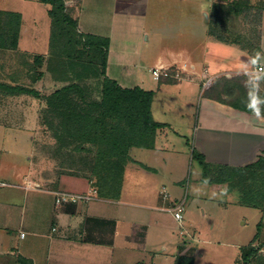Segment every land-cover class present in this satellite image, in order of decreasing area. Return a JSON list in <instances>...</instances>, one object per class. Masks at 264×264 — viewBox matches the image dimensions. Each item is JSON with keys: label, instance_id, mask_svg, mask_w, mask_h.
I'll return each mask as SVG.
<instances>
[{"label": "crops", "instance_id": "0c3cea01", "mask_svg": "<svg viewBox=\"0 0 264 264\" xmlns=\"http://www.w3.org/2000/svg\"><path fill=\"white\" fill-rule=\"evenodd\" d=\"M161 1L114 0L115 19L127 22L130 13L146 35L129 48H122L124 42H116L112 31L84 30L81 2L76 6L80 31L110 38L108 76L124 87L154 90L152 115L164 126L157 130L153 147L130 148L117 197L101 196L94 177L58 172L54 163L35 158V132L30 153L21 164H13L9 174H4L0 159V178L8 182L0 187V264H177L181 256H191L193 264H242L248 248L256 249L248 264H264V204L245 202L239 188H230L228 181L205 180L203 166L194 157V152L200 153L212 166H263L264 11L254 47L210 33L211 7L219 0L192 7L188 15L161 27L166 39H176L177 32L181 39L175 42L180 44H149L150 29L144 23L149 14L152 23L160 24ZM20 43L21 31L19 48L36 52ZM259 66L262 71H256ZM155 67L180 70L182 77L156 79ZM145 70L149 79L137 73ZM252 74L258 81L249 80ZM210 77L212 84L205 87ZM189 137L196 165L184 218H174V228L166 216L169 211L161 209V189L167 186L175 200L186 196L184 177L172 175L175 165L177 173L186 167ZM59 190L93 197L58 204ZM233 206L240 218L256 217L257 228L249 240L232 230Z\"/></svg>", "mask_w": 264, "mask_h": 264}, {"label": "trees", "instance_id": "16d2710c", "mask_svg": "<svg viewBox=\"0 0 264 264\" xmlns=\"http://www.w3.org/2000/svg\"><path fill=\"white\" fill-rule=\"evenodd\" d=\"M40 1L50 5L48 71L55 81L62 82L61 86L43 97L46 100L43 124L52 129V136L61 142V146L74 144V150L78 152L77 156L73 150L66 153L71 161L58 165L59 172L94 177L101 196L117 197L125 165L130 160V148L153 147L157 130L164 126L152 115L154 90L141 86L124 87L109 77L106 68L110 38L78 32V19L71 12L74 6L66 4V0ZM227 7L236 13L246 12L249 17L253 4L252 0H219L214 4L213 18ZM263 11L264 0H260L253 13L258 24ZM21 22L20 12L0 9V50L19 49ZM210 33L222 41L237 42L215 29L213 20ZM60 37L62 50L57 52L55 45ZM33 55L38 64L45 61L46 54ZM43 76L44 72H38L31 76V80L36 82ZM10 77L12 81H0L1 89L10 94L29 93L41 98L39 89L17 82L13 74ZM90 81H96L99 87L97 97L91 95ZM56 154L60 155L61 149ZM194 157L203 166L205 180L228 181L230 188H239L245 202L264 204L263 190H260V200L253 197L254 188L264 187V170H256L253 164L212 166L202 154L194 152ZM253 181L256 182L251 183ZM255 253L254 248L244 251L242 264H248ZM177 264H193V258L181 256Z\"/></svg>", "mask_w": 264, "mask_h": 264}, {"label": "rangeland", "instance_id": "374dc122", "mask_svg": "<svg viewBox=\"0 0 264 264\" xmlns=\"http://www.w3.org/2000/svg\"><path fill=\"white\" fill-rule=\"evenodd\" d=\"M210 0H162L159 5L162 8V12L159 14L158 21L160 24L152 23L147 21L144 23L145 26L148 25L150 40L155 43H166L170 46L178 45L179 42H175L177 39H181L177 32L175 37L172 39L170 36L167 38L166 32H161V27L164 28V24L170 21H178L184 15H188L187 10L192 7L201 8L206 6ZM260 0H252L253 8L251 9L252 14L249 17L244 13H236L227 7L220 13L216 14L213 18V8L211 7V16L213 20V25L222 34L229 37L231 40L240 42L242 45L247 47H254L258 42L259 36V24L255 19L253 14L257 8V4ZM83 7L82 17V28L94 29L99 31H112L117 37V41L121 39L122 48L130 47L134 45V42H140L145 40L146 35L143 34L141 29V24L138 25L135 18H132L130 13L126 15L127 22H118L115 19L114 13V0H67V4H72L71 12L75 16V7L80 4ZM155 2V1H154ZM48 5V7H47ZM43 4L40 0H0V9H7L18 11L22 15L21 22V43L22 48L36 51L32 54L24 52L22 49L18 48L16 50H0V81H12L11 74L17 77V82L34 86L39 89L41 93V98L34 96L29 93H19L10 94L7 91L0 88V159L2 160V165L4 166V174H9L8 169L13 167V164H21L24 162V156L26 153H30L32 149V136L36 135V155L35 158H42L45 161H50L54 163L57 167L55 170L59 172V166L62 162H70L71 158L68 154L69 151L73 150V154L77 156V151L74 150L73 145L68 147L61 146L56 138L52 136V129L48 128L47 125L43 124V119L46 117L45 107L46 100L43 98L50 92L62 85V82L55 81L48 71V58L50 52V32H51V18L48 14L49 4ZM74 8V10H73ZM151 14V13H150ZM205 16V12H203ZM159 27L158 34L154 32L153 26ZM118 25V26H117ZM179 23H174L173 26L177 27ZM77 31L81 32L79 26ZM157 32V30H155ZM147 34V33H146ZM172 34V33H171ZM173 35V34H172ZM180 41V40H179ZM62 38L58 39V44L55 45V51L62 50ZM46 52L45 61L42 64L35 62L34 53ZM38 72H44V76L32 82L31 76ZM140 76L149 79L151 75L148 70L144 72H137ZM174 78V77H173ZM250 81H258L256 74L248 77ZM156 82V81H155ZM158 84V82H157ZM89 90L92 92L93 97L99 95V87L96 81L89 82ZM187 146L184 147V153L187 157L186 167L182 173L178 171L177 165H175L173 177H184L182 184L183 194L188 197L191 192V180L194 176L193 166L196 163L193 161L192 157V137ZM180 147L179 142H174ZM61 149V154L57 155L56 152ZM75 151V152H74ZM77 152V153H76ZM86 154V153H84ZM139 156V153H136ZM258 168V169H257ZM256 170H264L263 166L257 167ZM46 171L45 169H43ZM47 172V171H46ZM180 173V174H179ZM47 174V173H46ZM253 181L251 183H254ZM258 183V182H257ZM257 186V185H256ZM262 185L254 188L253 197L255 200H260L262 193L260 190L264 191ZM167 187V186H166ZM186 207V204H185ZM237 206L231 208V215L229 222L231 223L232 230L241 240H249L256 231V217L253 214H249L248 218H240L236 215L234 209ZM169 213V212H168ZM169 225L177 226V222L174 216H169ZM171 214V213H170ZM173 215V214H172ZM184 215V212H183ZM206 236V234H205ZM201 238H203L201 236ZM245 243V242H243ZM207 243H199L200 247L207 246Z\"/></svg>", "mask_w": 264, "mask_h": 264}, {"label": "built area", "instance_id": "2783aa9c", "mask_svg": "<svg viewBox=\"0 0 264 264\" xmlns=\"http://www.w3.org/2000/svg\"><path fill=\"white\" fill-rule=\"evenodd\" d=\"M263 66L257 67L256 71H262ZM182 72L180 70L172 69L170 67H155L153 69V74L156 79L160 78H181ZM213 79L210 77L204 82L205 87H210L212 84ZM8 184L7 181L0 178V187L6 186ZM161 196L164 202V205L161 206V209L167 210L171 212L174 217L181 222L184 218L183 212L185 209V202L186 196H183L179 199H172L170 197L169 190L166 186H162L161 189ZM93 194L89 193H77V192H70L66 190H59L55 193V199L58 204L63 202H87L91 200Z\"/></svg>", "mask_w": 264, "mask_h": 264}]
</instances>
